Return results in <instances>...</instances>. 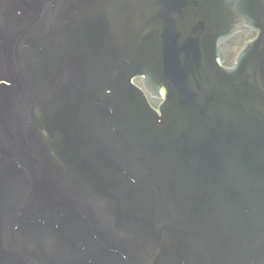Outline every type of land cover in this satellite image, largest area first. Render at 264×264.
<instances>
[{
    "label": "water",
    "instance_id": "95a60500",
    "mask_svg": "<svg viewBox=\"0 0 264 264\" xmlns=\"http://www.w3.org/2000/svg\"><path fill=\"white\" fill-rule=\"evenodd\" d=\"M0 264H264V0H0Z\"/></svg>",
    "mask_w": 264,
    "mask_h": 264
},
{
    "label": "flooded vegetation",
    "instance_id": "af4514ba",
    "mask_svg": "<svg viewBox=\"0 0 264 264\" xmlns=\"http://www.w3.org/2000/svg\"><path fill=\"white\" fill-rule=\"evenodd\" d=\"M256 35H257V32H255V31H240V32H237L234 35H232L225 42H223V44H221V49H222V51H223V53L225 55L224 65L233 66L234 62H235V59H236V58H234V60H233L231 55H230V53H229V51H231L230 50L231 46L229 45V42H230L231 39L236 38V37H241V38L247 37V41L246 42H248V41L254 39L256 37ZM226 54H228V55L226 56ZM137 80H140V78H138ZM150 101H151V103L154 106H158L160 104V100L157 99V98H150Z\"/></svg>",
    "mask_w": 264,
    "mask_h": 264
},
{
    "label": "rangeland",
    "instance_id": "374dc122",
    "mask_svg": "<svg viewBox=\"0 0 264 264\" xmlns=\"http://www.w3.org/2000/svg\"><path fill=\"white\" fill-rule=\"evenodd\" d=\"M246 41H247V37H244V38L236 37V38H233L230 40L229 45L231 46V49H230L231 51H229V53H230L233 60H234V58H236L238 52L242 49V47L244 46ZM220 49H221V45H220ZM221 51H222V49H221ZM222 53H223V51H222ZM228 54H226V56ZM223 57H224V61H225L224 53H223ZM136 81L140 82V80H136Z\"/></svg>",
    "mask_w": 264,
    "mask_h": 264
}]
</instances>
